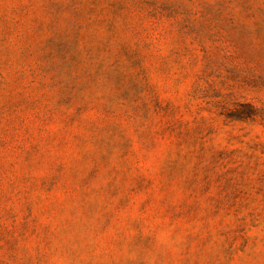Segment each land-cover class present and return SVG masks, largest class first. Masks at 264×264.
<instances>
[{"label": "rangeland", "instance_id": "1", "mask_svg": "<svg viewBox=\"0 0 264 264\" xmlns=\"http://www.w3.org/2000/svg\"><path fill=\"white\" fill-rule=\"evenodd\" d=\"M0 264H264V0H0Z\"/></svg>", "mask_w": 264, "mask_h": 264}]
</instances>
